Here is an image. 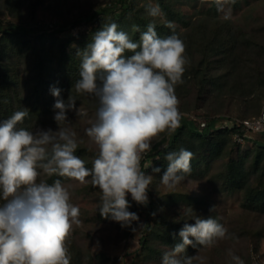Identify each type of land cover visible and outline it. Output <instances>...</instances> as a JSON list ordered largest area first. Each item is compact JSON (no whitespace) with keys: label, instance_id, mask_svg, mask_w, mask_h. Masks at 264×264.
Instances as JSON below:
<instances>
[{"label":"rangeland","instance_id":"374dc122","mask_svg":"<svg viewBox=\"0 0 264 264\" xmlns=\"http://www.w3.org/2000/svg\"><path fill=\"white\" fill-rule=\"evenodd\" d=\"M168 1L174 12L182 13L180 21L163 11L160 0H151V3L159 4L164 14L157 18L147 14L149 0H137V3L151 23L163 28L158 31L159 36H167V25L171 22L186 46L188 63L183 82L175 87L181 116L188 120L206 123L217 120L219 123L258 115L264 107V0H222L219 8L213 0ZM115 3L116 0H14L9 5L6 0H0V20L33 28L35 34L31 35L32 38L44 37L42 46H52L51 34L64 27L57 37L60 42L71 41L70 49L76 50V39L80 33L89 35L113 22L119 25L118 30L127 32L134 41L135 24L131 21L136 17L132 15L131 21L123 20L121 8L109 11L103 19L77 23L95 10L113 8ZM73 24L77 26L73 27ZM169 32L173 34V29ZM33 46L39 48L38 44ZM21 47H16V50ZM40 55L43 53L38 52L34 59H18L16 68L0 71V74L7 72L17 76L12 86L0 93V121L9 118L12 111L28 109L36 103L34 73ZM194 65L205 70L200 74L193 73ZM205 71L209 73L206 88L203 86ZM67 78L76 80L77 73L58 76L56 80L69 83ZM46 91L55 101L51 87ZM78 101V108L86 115L77 116L74 112L68 117L70 125L65 126L76 132L78 148L75 155L83 159L90 169L97 148L87 137L85 129L95 119L97 101L88 94H79ZM17 128H31V131L51 128L55 131L58 125L53 117L45 125L37 120H23ZM218 128L217 131L225 132V129ZM174 131L161 133L151 148L161 143V149H167ZM214 137L212 141L211 138L193 135L191 131L183 133L176 151L183 148L193 154L191 173L174 189H168L161 183V172L149 174L153 180L147 193V206L138 205L130 194L127 197L131 205L129 211L139 216V222H133L131 227L122 228L120 223L100 215L101 193L90 183L82 185L67 177L42 174L39 179L49 184L60 179L71 192V202L80 209L81 224L73 226L67 242L70 264H161L165 252L182 242L179 232L184 223L194 224L196 216L213 217L234 238L218 240L211 247L189 246L182 255H198L203 258V264H234L229 256L231 251L243 264H249L253 250L259 245L261 248L264 243V210L254 207L246 198L245 191L232 186V166L235 164L234 167L238 168L241 165L244 180L249 177L251 183L256 178L254 162L264 147V134L254 135L253 140L243 144L227 133ZM211 141L216 149L211 147ZM153 152L152 149L150 153ZM150 202L154 204L152 209Z\"/></svg>","mask_w":264,"mask_h":264},{"label":"clouds","instance_id":"9594fccd","mask_svg":"<svg viewBox=\"0 0 264 264\" xmlns=\"http://www.w3.org/2000/svg\"><path fill=\"white\" fill-rule=\"evenodd\" d=\"M214 2L218 8L222 4V0ZM146 11L153 18L164 15L151 0ZM167 26L173 27L171 22ZM118 28L115 22L104 25L84 50L77 51L79 78L73 87L77 94H88L97 101L95 119L85 129L97 148L90 169L75 155L76 132L65 126L71 123L69 111L86 115L71 94L65 102L61 89L51 88L56 98L55 131L17 128L29 115L27 108L0 121V264H70L67 242L73 226L81 224L80 209L71 202V192L60 179L49 184L39 179L42 174L90 183L101 193L98 210L104 219L118 222L122 228L139 222L138 214L129 211L127 197L130 194L138 205L149 202L153 176L141 170V161L161 133L180 125L175 87L183 82L188 60L186 46L174 30L160 37L154 23H149L134 42ZM133 31H139L138 26L133 25ZM192 156L183 148L168 152L161 183L174 189L184 181L192 171ZM153 171L159 173L160 168ZM194 221L184 223L179 232L182 242L165 252L161 264H203L198 255L182 254L189 246L211 247L218 240L234 238L211 216H196ZM229 256L234 264H243L231 251Z\"/></svg>","mask_w":264,"mask_h":264},{"label":"trees","instance_id":"16d2710c","mask_svg":"<svg viewBox=\"0 0 264 264\" xmlns=\"http://www.w3.org/2000/svg\"><path fill=\"white\" fill-rule=\"evenodd\" d=\"M8 4L10 5L14 0H6ZM214 1V0H213ZM160 6L163 9L165 13L168 15H172L175 20L180 21L182 18V13L179 11L174 12L173 7L170 4L168 0H160ZM215 6L217 8V4L215 3ZM118 8L122 9L121 12V18L123 20L131 21L130 18L133 16L136 17V20H132L135 25L138 26L139 31H136L134 42H138L140 38V34L147 30V26L150 22V19L146 15V13H143V9L138 8L137 0H116L115 6L111 9H98L94 12L87 14L86 16L82 17L80 20L77 21V23L85 22L90 23L97 19H103V17L108 13L109 11L115 12ZM172 24V23H171ZM155 25V30L160 31L163 29L161 26ZM77 26L76 24H73V27ZM173 26V24H172ZM103 27L98 28L96 31L101 30ZM64 27H61L57 32H53L51 34L53 40H52V46H42L43 42L42 39L44 37H35L32 38L31 36L33 33L35 34V30L28 25L24 24H18V23H12V22H4V20H0V71L4 70L6 68H16V60L18 59H34L37 57L38 52L43 53V55H40V62L37 64V67H35V88H36V103L28 108L29 115L24 119L26 121L30 120H37L40 124L45 125L48 120H51L54 115L55 111L53 108V105L55 101H53L48 93H47V87H56L61 89V98L66 102L69 95L76 97L77 100V108L80 105L78 98L79 94L76 93L75 88L73 87L74 82L79 78V68H80V57L77 56V51L84 50L87 45L91 42V35L95 32L92 31L91 34H84L80 33V35L77 37V48L76 50L70 49V42H60L59 37H57V33L63 32ZM169 29L174 30V26L172 28L168 27V31H166L167 36L171 35L169 32ZM176 32H179L178 29ZM45 34V33H44ZM179 34V33H178ZM160 37H166L164 34ZM13 44V45H12ZM38 44L39 48L34 47L33 45ZM22 45V47L19 49L16 47H19ZM58 45H60L59 48ZM42 49V50H40ZM128 55H131L129 53ZM203 67V64L201 65ZM205 69L196 67L194 65L193 73H202ZM4 74H0V93H3L5 89L12 86V83L17 78L16 75H8L7 72H3ZM77 73V79H70L69 83H65L64 81H58L56 80V77L58 76H69V74ZM208 76L209 73L205 71L204 74V80H203V86L206 88V84L208 82ZM81 102V101H80ZM82 103V102H81ZM22 110V109H20ZM263 108L259 112L258 115L248 118V119H255L258 116L261 115ZM15 111H12L14 113ZM75 111H69L67 113V116L70 117L73 115ZM231 120V119H230ZM246 120V119H245ZM203 121H199L197 119L194 120H188L186 117L181 116V122L179 127H177L173 133L172 140L170 145L167 149L163 150L161 149V143L156 144L151 148L154 150V152L151 154L150 157L155 158L150 167L144 168L145 160L141 162V170L145 172L146 175L153 174V168H160V172L163 174L164 171L167 168V161L164 159L165 155L168 152L176 151L177 143L181 140V137L183 133L185 134L186 131H191V134L198 135L202 137V139H212L214 140V135L219 133H227L232 138L236 133H244L243 127L239 126L234 129H225V132L217 131L219 128V123L217 120H210L207 122V127L200 130L201 123ZM29 129V128H28ZM32 129L30 128L29 131ZM217 131V132H214ZM263 133L257 134V135H263ZM210 143V145L213 149L215 148L214 143ZM258 145V142H257ZM255 166L257 167L256 172L254 173L256 176L255 179L252 180L250 183L249 177H247L246 180H244V173L243 169H241V165L236 168L233 167L232 177L231 180L232 186L236 188V190L245 191L246 198L250 203L255 205L254 207H257L258 209L264 210V147L261 148L259 151L257 158H256ZM263 168V169H262ZM261 170L263 173H261ZM154 204L150 202V208L152 209ZM260 250V245L253 250V253L251 255V261L249 264H253L257 260V256Z\"/></svg>","mask_w":264,"mask_h":264},{"label":"built area","instance_id":"2783aa9c","mask_svg":"<svg viewBox=\"0 0 264 264\" xmlns=\"http://www.w3.org/2000/svg\"><path fill=\"white\" fill-rule=\"evenodd\" d=\"M200 125H201L200 130L207 127L206 122H202ZM239 126L243 127L244 133L242 134L238 132L234 136H235V139L241 144L247 143L253 140L254 135L263 133L264 132V107L261 112V115L255 119H246V120H241V121L236 120V119H231V120H224L219 123V127L222 129H234ZM150 151L146 152L143 156L142 161L143 160L146 161L144 168L150 167V164L155 159L149 156ZM253 264H264V243L262 244L259 250L257 260Z\"/></svg>","mask_w":264,"mask_h":264}]
</instances>
